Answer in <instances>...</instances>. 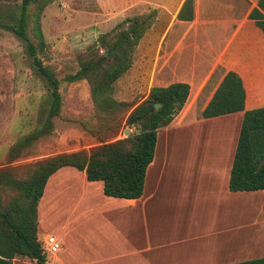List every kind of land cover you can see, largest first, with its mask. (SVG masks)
<instances>
[{"label":"crops","instance_id":"0c3cea01","mask_svg":"<svg viewBox=\"0 0 264 264\" xmlns=\"http://www.w3.org/2000/svg\"><path fill=\"white\" fill-rule=\"evenodd\" d=\"M185 1L128 0L122 8L126 14L149 7L167 14L155 48L149 43L143 51L151 82L138 104L152 87L189 86L164 152L157 134L142 196L107 197L102 182H88L83 171L58 170L37 208L42 248L47 237L60 245L44 253L43 264H238L264 258V191L228 188L243 114L264 107V33L250 17L255 10L264 16V0H192V19L180 21ZM228 73L241 82L244 111L204 119ZM195 136L205 140L198 149L193 141L196 157L186 162L197 176L163 180L165 168L176 164L171 157L177 153L185 162ZM12 264L38 263L17 257Z\"/></svg>","mask_w":264,"mask_h":264},{"label":"trees","instance_id":"16d2710c","mask_svg":"<svg viewBox=\"0 0 264 264\" xmlns=\"http://www.w3.org/2000/svg\"><path fill=\"white\" fill-rule=\"evenodd\" d=\"M35 0H22L16 26H4L25 45L33 67L46 82L52 97L43 125L20 140L9 151L8 162L19 159L40 138L53 131V118L61 109L60 82L38 57V48L26 33L27 9ZM264 33V16L256 10L250 14ZM149 16L131 18L113 42L101 40L105 51L79 62V69L64 78L66 83L84 80L89 85L94 106L111 121L130 107L113 98L114 84L131 67V58L140 40L150 28ZM180 21L192 19V0H186L177 15ZM1 25V24H0ZM39 22H36V27ZM40 51L41 33L37 32ZM189 95L183 83L167 87H152L147 98L134 107L125 125L135 128L131 138L116 140L92 148L88 153L59 154L24 166L22 173L15 168L0 169V264H12L17 257L44 263V253L38 238V203L48 179L61 168L83 171L88 182H102L107 197L135 200L143 193L145 174L155 155L158 131L167 127L181 111ZM160 107L156 110L155 105ZM244 111V90L233 73L226 78L203 110L204 119ZM120 122V120H118ZM15 170V172H14ZM228 188L231 192L264 191V107L245 111L230 171ZM238 264H264V258Z\"/></svg>","mask_w":264,"mask_h":264},{"label":"rangeland","instance_id":"374dc122","mask_svg":"<svg viewBox=\"0 0 264 264\" xmlns=\"http://www.w3.org/2000/svg\"><path fill=\"white\" fill-rule=\"evenodd\" d=\"M127 1L35 0L28 6L26 33L38 48V57L43 65L60 82L61 109L59 116L52 120L51 134L40 138L19 159L8 162L10 148L43 125L52 97L46 82L33 67L24 43L4 28L16 26L22 0H0V169L15 168L20 174L28 164L59 154L88 153L94 147L127 138L124 134L126 129L133 135L137 132L125 125V119L138 105L139 97H143L151 82V74L144 67L143 51L149 43L151 49L155 48L158 35L167 23V14L161 16L163 13L159 9L151 7L126 14L122 8ZM137 16H149L154 32L141 41L140 47L132 54L130 70L114 84L113 98L126 102L130 107L118 115L115 122L94 106L86 81L66 83L64 78L78 71L80 61L92 58L96 53L102 54L105 48L101 40L113 42L125 28L120 24ZM38 30L43 39L42 51L37 39ZM171 125L176 126L171 122L158 131L159 153L167 148L166 135L174 130L169 127ZM200 138H189L191 152L183 154L185 162L196 157L192 144L194 141L198 149L201 141L205 140ZM177 157V153L171 157V163L176 164L165 168L163 180H192L193 175L197 176L196 169L188 167L190 163L180 162ZM183 163L186 167H182ZM72 178L70 180H78ZM78 184L76 187L79 188Z\"/></svg>","mask_w":264,"mask_h":264},{"label":"built area","instance_id":"2783aa9c","mask_svg":"<svg viewBox=\"0 0 264 264\" xmlns=\"http://www.w3.org/2000/svg\"><path fill=\"white\" fill-rule=\"evenodd\" d=\"M44 241L45 247L43 248V253H54L59 250L60 245L53 238L47 237Z\"/></svg>","mask_w":264,"mask_h":264},{"label":"water","instance_id":"95a60500","mask_svg":"<svg viewBox=\"0 0 264 264\" xmlns=\"http://www.w3.org/2000/svg\"><path fill=\"white\" fill-rule=\"evenodd\" d=\"M159 107H160L159 104H156V105H155V109H156V110H157ZM124 134L127 135V138H131V137H133V134L130 133L129 129H126V130L124 131Z\"/></svg>","mask_w":264,"mask_h":264}]
</instances>
